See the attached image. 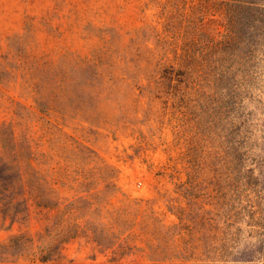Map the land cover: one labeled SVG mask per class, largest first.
<instances>
[{
  "label": "rangeland",
  "instance_id": "obj_1",
  "mask_svg": "<svg viewBox=\"0 0 264 264\" xmlns=\"http://www.w3.org/2000/svg\"><path fill=\"white\" fill-rule=\"evenodd\" d=\"M254 2L0 0V264H264Z\"/></svg>",
  "mask_w": 264,
  "mask_h": 264
},
{
  "label": "trees",
  "instance_id": "obj_2",
  "mask_svg": "<svg viewBox=\"0 0 264 264\" xmlns=\"http://www.w3.org/2000/svg\"><path fill=\"white\" fill-rule=\"evenodd\" d=\"M239 1H247L249 4L255 3L254 0ZM223 24L227 31H229V19ZM12 169L5 166L0 167V204L3 214L2 218L7 219V217H10L12 222H15L28 216L29 199L25 197L26 189L25 184L22 183V173L19 171L13 172ZM19 196L20 199H18ZM53 253L50 250L40 260L44 262L50 260Z\"/></svg>",
  "mask_w": 264,
  "mask_h": 264
}]
</instances>
